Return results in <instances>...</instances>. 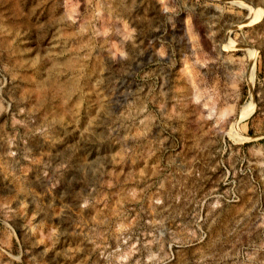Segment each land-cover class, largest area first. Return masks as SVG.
I'll list each match as a JSON object with an SVG mask.
<instances>
[{
    "label": "rangeland",
    "instance_id": "obj_1",
    "mask_svg": "<svg viewBox=\"0 0 264 264\" xmlns=\"http://www.w3.org/2000/svg\"><path fill=\"white\" fill-rule=\"evenodd\" d=\"M0 264H264V0H0Z\"/></svg>",
    "mask_w": 264,
    "mask_h": 264
},
{
    "label": "bare ground",
    "instance_id": "obj_2",
    "mask_svg": "<svg viewBox=\"0 0 264 264\" xmlns=\"http://www.w3.org/2000/svg\"><path fill=\"white\" fill-rule=\"evenodd\" d=\"M190 35V34H189ZM192 35V34H191Z\"/></svg>",
    "mask_w": 264,
    "mask_h": 264
}]
</instances>
